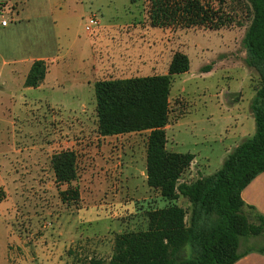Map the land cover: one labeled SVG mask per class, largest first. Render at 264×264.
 Listing matches in <instances>:
<instances>
[{
	"label": "rangeland",
	"instance_id": "rangeland-1",
	"mask_svg": "<svg viewBox=\"0 0 264 264\" xmlns=\"http://www.w3.org/2000/svg\"><path fill=\"white\" fill-rule=\"evenodd\" d=\"M7 2L21 14L22 20L17 18L16 22L22 54L57 52L60 43L67 49L72 41L66 42L61 31L68 27L78 40L95 41L103 65L110 58L118 64L126 47L137 55L139 63L140 56L146 59L147 54H160L158 64L135 68L133 76L165 74L173 54L186 53L189 71L173 78L167 148L196 153L203 160L209 157L208 174L222 166L220 156L228 144V130L236 126L234 120L226 118L228 91L248 80L243 38L252 16L246 0H227L224 11L229 20L219 30L152 26L145 0ZM3 4L5 18H11L10 7H5L8 3ZM92 14L99 16L102 25L87 33L85 24ZM65 61L68 64L69 59L60 61L63 67ZM49 64L55 66L52 59ZM117 64L120 69L125 67ZM71 66L68 64L73 74L74 63ZM208 66L215 71L203 75ZM250 70L257 85L258 75ZM121 73L116 76L122 77L124 70ZM104 75L110 76L109 72ZM22 97L16 95L18 103ZM26 99L24 109L0 111V264L108 260L118 233L144 228L147 210L168 204L147 182L149 131L102 138L97 129L94 86L80 89L66 82L54 90H33ZM82 104L87 105L85 111ZM252 121L254 132V118ZM66 149L78 155L79 176L70 184L58 183L52 167V156ZM199 167L192 164L181 181L205 176ZM70 188H78L79 198L63 199L61 192ZM177 203L187 209L189 220L188 200L180 198ZM247 216L251 222L260 223L252 211ZM245 244L264 246V235L252 237Z\"/></svg>",
	"mask_w": 264,
	"mask_h": 264
},
{
	"label": "trees",
	"instance_id": "trees-1",
	"mask_svg": "<svg viewBox=\"0 0 264 264\" xmlns=\"http://www.w3.org/2000/svg\"><path fill=\"white\" fill-rule=\"evenodd\" d=\"M246 1L252 17L243 44L246 64L258 75L251 106L256 130L229 153L216 172L191 182L181 181L195 155L167 148L172 83L176 74L190 69L186 53L175 52L165 74L102 78L95 82L98 133L108 136L149 131L147 182L168 204L148 209L144 228L118 233L108 260L91 258L87 264H235L252 251L264 253V246L245 244L252 237L264 235V215H257L260 223L251 222L242 197L243 189L264 172V0ZM145 2L150 25L155 27L219 30L229 20L224 11L227 0ZM47 70L45 60H35L26 86L43 83ZM77 160L73 149L52 156L58 183L70 184L78 179ZM61 194L64 200L80 196L78 188ZM180 198L190 203L189 220L187 209L177 203Z\"/></svg>",
	"mask_w": 264,
	"mask_h": 264
},
{
	"label": "crops",
	"instance_id": "crops-1",
	"mask_svg": "<svg viewBox=\"0 0 264 264\" xmlns=\"http://www.w3.org/2000/svg\"><path fill=\"white\" fill-rule=\"evenodd\" d=\"M12 2V0H10ZM3 3H8L6 6H9L8 12L11 14V18H5L4 11L2 7ZM11 5V6H10ZM0 111L1 110H11L15 109H24L28 104L26 99V95L33 90H44V89H52L61 88L66 82H72L80 89H84L87 86H94L95 82L102 78H126V77H135L134 72L135 68L139 69L143 66H149L151 64L159 63L160 54L157 53L155 55H148L146 59L140 56L141 62H138L136 58L137 55L129 50L126 47L124 53L121 55L122 58L118 62V64H122L125 67L120 69L116 67V62L110 58L108 64L103 65V61L101 64V60H99V55L96 50L95 41H91L87 39L86 41L78 40L76 38L72 29L68 27L67 30L61 31L63 37L68 39V41H72L71 44L67 47V49H63L60 43L61 50L57 52H50V54H22L20 48L22 46V42L19 36V25L16 20H22L20 17V12L13 6L12 3L7 2V0H0ZM71 17H67L65 19H70ZM3 19H8L9 22L6 26L1 24ZM64 19V18H63ZM100 24L102 25V20L100 19ZM58 40L61 41V37L58 36ZM73 39V40H71ZM78 40V41H77ZM133 41V39H131ZM64 44V43H63ZM174 55V54H173ZM72 57L75 59L71 61ZM173 57V56H172ZM43 59L47 63V74L43 83H41L37 87L26 86L25 81L28 73L31 70V67L35 60ZM52 59V63L54 62L55 66L50 65L49 62ZM69 59L68 64L69 67L74 63L73 74H71V70L68 67V64L65 61V66L63 67L61 60ZM143 59V60H142ZM246 59V57H245ZM172 60V59H171ZM117 64V65H118ZM170 65V64H169ZM247 67V78L248 80L243 84H238L235 88H230L228 91V97L226 98L227 103V111L228 115L226 118L229 120H234L236 123L235 128L228 130L227 133V146L223 155L220 156V161H222V165L225 159L228 157L229 153L238 146L243 140L251 137L256 130L253 132V111H252V102L256 96V84L253 83V77L250 68L245 63L243 64ZM73 68V66H71ZM169 68V67H168ZM155 69V68H152ZM216 69V68H215ZM215 69H211L210 71H205L203 75H211ZM108 70V71H107ZM124 75L122 77L116 74L121 71ZM115 71V72H113ZM137 71V70H136ZM109 72L110 76H106ZM168 72V71H167ZM121 73V74H122ZM113 74V75H112ZM72 75V78L70 77ZM154 75V74H153ZM72 79V80H71ZM63 89V88H62ZM20 93L23 97L22 101L18 103L16 99V95ZM171 99V95H170ZM60 104V101L58 102ZM63 105V104H60ZM87 105L82 104L83 111H85ZM233 112L234 114H230ZM172 113V112H171ZM183 115V114H182ZM181 115V116H182ZM181 116H179L174 122H176ZM255 120V118H254ZM171 122L167 125L166 131L171 127ZM228 126V125H227ZM229 127V126H228ZM136 133V132H131ZM128 134V133H126ZM100 135V134H99ZM122 135V134H120ZM102 138H110L113 136L119 135H108L102 136ZM168 137V136H167ZM242 140V141H241ZM17 152H21L16 149ZM190 153V152H189ZM195 158L192 164H200L199 168L204 169L203 175H210L209 172H206L210 165V158L207 157L205 160L198 156L196 153H193ZM147 159V146H146V158ZM147 165V164H146ZM190 165V166H191ZM222 167V166H221ZM220 167V168H221ZM219 168V169H220ZM218 169V170H219ZM147 177V175H146ZM242 197L245 201L244 211L253 212L256 215H264V172L257 175L242 191ZM22 239V238H21ZM235 264H264V253L258 251H252L242 258H240Z\"/></svg>",
	"mask_w": 264,
	"mask_h": 264
},
{
	"label": "built area",
	"instance_id": "built-area-1",
	"mask_svg": "<svg viewBox=\"0 0 264 264\" xmlns=\"http://www.w3.org/2000/svg\"><path fill=\"white\" fill-rule=\"evenodd\" d=\"M9 20L8 19H3L1 21V24L6 26L8 24ZM100 25V18L97 14H92L89 16L86 24H85V30L87 33H91L93 29Z\"/></svg>",
	"mask_w": 264,
	"mask_h": 264
}]
</instances>
